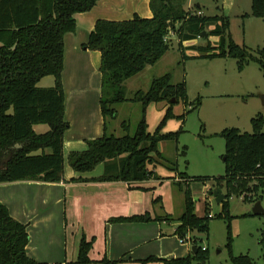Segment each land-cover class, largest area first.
Returning a JSON list of instances; mask_svg holds the SVG:
<instances>
[{
    "label": "trees",
    "instance_id": "trees-1",
    "mask_svg": "<svg viewBox=\"0 0 264 264\" xmlns=\"http://www.w3.org/2000/svg\"><path fill=\"white\" fill-rule=\"evenodd\" d=\"M187 0H149L152 15L149 18L134 14L128 20H108L98 18L89 37L82 46L100 51L101 96L100 108L104 117L115 118V105L127 100L141 104L140 119L134 134L129 133V124L122 122L123 136L113 134L87 140L83 151H70L68 163L75 172L92 171L103 164V173L98 177L71 178V181H125L137 183L148 179H163L147 167L149 163L160 164L170 171V167L158 149L160 141H177L183 129L170 133L160 130L166 121L175 117L172 106L182 102L184 113L178 116L184 120L186 113L200 107L201 97L190 101L185 81L172 83L169 74L152 78L148 90H136L133 98L126 97V79L155 64L164 54L173 31L179 43L188 38L205 36L208 33L219 38V44L204 46L207 57L228 55L237 60L240 67L254 61L264 75V50L253 54L245 45L234 42L228 33V18L220 15H205L200 7L186 8ZM97 0H0V183L14 180H39L60 182L64 180V132L69 123L64 118V92L61 75L63 71V38L67 32L75 30V15L90 10ZM252 16L264 17V0H251ZM201 12V13H199ZM213 26L209 30V27ZM213 48H217L214 50ZM47 75L53 77L54 84L41 87L38 82ZM175 98L176 102H171ZM169 103L164 117L153 133L147 131L146 109L152 102ZM188 107V109H187ZM35 124H48L45 132H36ZM264 116L261 112L251 118L252 132L234 127H225L220 135L224 139L225 165L223 176H188L178 172L175 183L183 190L184 210L177 218L179 224L173 234L183 237L187 231L196 229L208 234L211 217L230 219L228 198L232 195L250 203L264 204ZM154 153L157 155L155 156ZM182 154H186L183 149ZM160 159V160H159ZM210 182L213 187H224L225 197L221 210L210 215V203L206 202L204 213L195 211L190 182ZM225 186H224V183ZM212 187V188H213ZM253 215L252 212L248 213ZM264 217V213L261 214ZM260 215V216H261ZM169 215L148 212L110 218V222L167 221ZM228 221L227 229L229 230ZM260 244L264 249V226ZM77 259L65 264H88L94 239L81 237ZM29 243L28 224L14 219L8 207L0 202V264H47L31 258L26 247ZM227 245H231L228 231ZM207 248L196 245L187 257L170 259L149 256L140 262L162 261L164 264H192V259L205 261ZM235 264H252L249 255L235 256ZM104 256L100 264L121 262Z\"/></svg>",
    "mask_w": 264,
    "mask_h": 264
},
{
    "label": "rangeland",
    "instance_id": "rangeland-1",
    "mask_svg": "<svg viewBox=\"0 0 264 264\" xmlns=\"http://www.w3.org/2000/svg\"><path fill=\"white\" fill-rule=\"evenodd\" d=\"M195 2L199 3L200 10L205 15L227 16L228 33L234 42L247 46L253 54H256L257 50H264V17L252 16L251 0H187L186 8L195 10L193 7ZM212 28L213 26H210L209 30ZM181 43L176 34H171L168 48L156 63L146 66L126 79L124 82L126 97L132 99L134 92L138 89L148 90L152 78L165 74L170 75L172 83L185 81L189 100L195 101L197 97H201V105L197 109L188 111L184 120L171 117L168 124L165 123L162 127L165 129L164 132L170 133L177 130L180 125L183 132L180 133L177 141L159 142L158 149L167 160V165L170 167L176 165L178 171L196 176H223L225 165L222 156L225 148L224 139L220 133L225 127L253 131L251 118L258 112L264 116L260 97L264 94V75L259 64L254 61L240 67L237 60L228 55L207 57L205 55L207 51L201 50L208 44L218 46L219 38L214 34L208 33L205 36L188 38ZM50 77V75L43 77L38 85H45ZM173 106L178 114L184 112L181 101ZM115 108L117 117H107L108 133L116 137L123 136L125 132L122 122L125 121L130 126L129 133L133 135L141 117V104L138 101L127 100L117 103ZM149 115L152 132L162 117L157 116L156 119L155 117L152 119L153 112ZM48 127V124L34 125L36 132L40 133L47 131ZM262 129L264 131V124ZM183 149L186 151L185 155L182 154ZM154 155L157 156L155 153ZM67 164L69 165L67 162L65 168ZM151 165L162 166L152 162L147 164V167L150 169ZM152 185L154 188L150 187L145 192L151 202L152 214L156 209L159 212L164 210L170 212L172 216H179L184 210V195L178 184L173 179L166 178L163 182L157 181ZM212 187L210 182L203 183L198 180L190 182L195 211L199 216L204 213L206 202L210 203V215H215L221 210V204L208 195V192L215 188ZM221 190L223 193L226 191L224 187ZM228 200L229 220L211 217L207 235L192 229L186 232L191 240L184 242L177 234L167 235L161 246L158 245L159 243L154 244L158 245L157 249L160 250L161 255H170V258L174 255H182L186 249L188 250L185 254H189V249L193 245H198L207 248L208 257L205 261L193 258L192 264H235L231 253L235 256L247 254L251 257L252 264H264V249L259 242L264 217L248 214L252 211L253 203L235 195L230 196ZM160 205L163 206L161 211ZM146 212L151 216V212ZM228 221L230 222L229 230L227 229ZM176 224L177 220H173L170 224L166 223L165 231H171ZM228 231L231 236L230 246L227 245ZM166 256L163 257L166 258Z\"/></svg>",
    "mask_w": 264,
    "mask_h": 264
},
{
    "label": "crops",
    "instance_id": "crops-1",
    "mask_svg": "<svg viewBox=\"0 0 264 264\" xmlns=\"http://www.w3.org/2000/svg\"><path fill=\"white\" fill-rule=\"evenodd\" d=\"M194 4L200 7L198 2ZM134 14L149 18L152 15L149 0H97L90 10L75 15V30L64 34V67L61 82L65 99L64 118L69 123L63 134L64 180L60 182L14 180L0 183V202L8 207L14 219L28 224L29 243L26 252L32 259L47 264H65L69 260H75L82 236L88 240L94 239L89 252L93 262L88 264H100L104 256L110 260L123 258L117 264H142L140 260L149 256L160 258L166 256L161 255L157 247L164 243L167 235H173L179 224L177 218L182 213L179 216H172L170 212L161 211L163 206L160 205L161 212L155 209L152 214L151 202L145 192L153 187L154 182H163L166 178L177 179L176 175L182 171L170 172L164 166L151 165L150 169L163 179L154 178L129 184L122 180L102 182L70 180L73 177L84 179L100 176L104 171L102 163L94 170L84 173L75 172L68 164L65 168L70 151H83L87 148V140L100 138L105 133L109 134L108 116L104 117L100 108L101 54L99 50L86 49L82 44L87 41L98 18L128 20ZM51 77L46 80L45 85L40 86L53 85ZM168 106L169 103L166 101L152 102L148 105L146 109L148 132L153 133L155 130L152 132L150 130L149 114L153 112L152 119L154 117L156 119L157 116L163 118ZM173 109L174 106L172 112L175 117L184 113L178 114ZM170 120L168 119L166 123ZM164 130L162 128L160 132L167 133ZM146 211L151 212L152 218L167 214L171 219L149 222L109 221L113 217L138 215ZM173 220H177L175 228L169 232L165 231L166 223H173ZM156 243L159 244L155 246ZM186 250L182 255L170 258L189 255L191 249L189 254H185ZM169 256L167 255L166 259H170ZM143 264L164 263L154 261Z\"/></svg>",
    "mask_w": 264,
    "mask_h": 264
},
{
    "label": "water",
    "instance_id": "water-1",
    "mask_svg": "<svg viewBox=\"0 0 264 264\" xmlns=\"http://www.w3.org/2000/svg\"><path fill=\"white\" fill-rule=\"evenodd\" d=\"M166 49H167V46H166ZM260 97H261L262 105L264 107V94H261ZM171 102H176V99L171 98ZM208 195H211L214 198V201H216L218 204H221L224 201V197H225V194L222 192L220 187H215L214 189H211L208 192ZM251 212L254 215L263 214L264 213V206H263L262 202L258 201L256 203H254ZM191 250L193 251V253H195L196 252V245H193L191 247Z\"/></svg>",
    "mask_w": 264,
    "mask_h": 264
},
{
    "label": "built area",
    "instance_id": "built-area-1",
    "mask_svg": "<svg viewBox=\"0 0 264 264\" xmlns=\"http://www.w3.org/2000/svg\"><path fill=\"white\" fill-rule=\"evenodd\" d=\"M199 13H201V12H199ZM171 34H174V32H173V31H170L169 34H168V36L166 37V39H168L169 35H171ZM186 234H188V233H186ZM186 234H185L183 237L178 236V237H180V238L182 239V242H184L185 240H191L190 237H187ZM188 235H189V234H188ZM190 236H191V235H190ZM204 249H205V248L202 247V250H204Z\"/></svg>",
    "mask_w": 264,
    "mask_h": 264
}]
</instances>
